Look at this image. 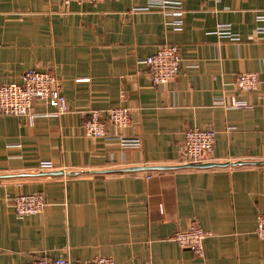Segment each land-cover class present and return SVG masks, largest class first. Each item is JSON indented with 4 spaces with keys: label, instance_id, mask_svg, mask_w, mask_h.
I'll return each instance as SVG.
<instances>
[{
    "label": "crops",
    "instance_id": "1",
    "mask_svg": "<svg viewBox=\"0 0 264 264\" xmlns=\"http://www.w3.org/2000/svg\"><path fill=\"white\" fill-rule=\"evenodd\" d=\"M147 3L0 0V84L51 70L68 108L58 115L36 100L32 117L0 113V264L99 255L116 264H264L255 234L264 212V0H183L181 16ZM220 25L238 39L220 36ZM164 44L178 47L180 72L154 84L143 61ZM244 72L259 74L255 90L237 89ZM115 107L130 108L127 127L85 135L92 110L106 120ZM195 127L216 132L209 161L230 164L129 170L187 165L184 133ZM35 192L44 210L18 216L13 198ZM193 222L208 232L203 256L171 238Z\"/></svg>",
    "mask_w": 264,
    "mask_h": 264
},
{
    "label": "built area",
    "instance_id": "2",
    "mask_svg": "<svg viewBox=\"0 0 264 264\" xmlns=\"http://www.w3.org/2000/svg\"><path fill=\"white\" fill-rule=\"evenodd\" d=\"M62 3L91 2L97 3L103 0H58ZM183 0H148L145 9H155L164 14H183ZM261 20H264L262 15ZM180 23V20L176 21ZM179 25V24H178ZM259 33H264V26L258 28ZM217 33L220 36L237 40L229 26L220 25ZM149 67V75L154 84H166L174 81L180 72L181 57L178 47L173 44H164L157 48L155 53L143 61ZM259 74L256 72L241 73L236 80V87L240 91L249 92L258 87ZM36 100H42L55 107L54 114L65 113L67 108L66 97L58 86L57 75L51 70L29 69L24 72L21 82L0 84V113L7 115L33 116L32 108ZM231 105L235 107L248 106L246 101L232 98ZM131 122L130 108L115 107L108 110L107 119H102L100 111L92 110L84 123V133L88 137H100L106 134L107 123L117 127H127ZM215 130L212 128H189L184 133V141L181 149L180 162L187 164H199L211 159L215 144ZM124 145H138L137 138H121ZM41 167L52 169L54 165L49 161H43ZM47 205L42 193L18 194L13 198L12 208L18 216H26L44 210ZM255 234L260 240H264V212L259 213L256 219ZM208 232L193 222L187 229L176 230L172 239L182 247L190 248L196 255L203 256L204 241ZM27 264H116L107 256H96L87 261L71 263L66 257H41Z\"/></svg>",
    "mask_w": 264,
    "mask_h": 264
},
{
    "label": "water",
    "instance_id": "3",
    "mask_svg": "<svg viewBox=\"0 0 264 264\" xmlns=\"http://www.w3.org/2000/svg\"><path fill=\"white\" fill-rule=\"evenodd\" d=\"M240 163V162H239ZM230 163H216V162H205V163H199V164H187V165H144V166H137V167H131L129 170H153V169H167L172 167H181V166H195V167H212L216 165H227ZM63 171H53V173H62Z\"/></svg>",
    "mask_w": 264,
    "mask_h": 264
}]
</instances>
